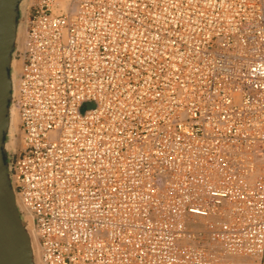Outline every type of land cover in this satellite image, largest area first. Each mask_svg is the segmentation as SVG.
I'll use <instances>...</instances> for the list:
<instances>
[{"label": "built area", "instance_id": "obj_1", "mask_svg": "<svg viewBox=\"0 0 264 264\" xmlns=\"http://www.w3.org/2000/svg\"><path fill=\"white\" fill-rule=\"evenodd\" d=\"M17 58L36 264H264V0H28Z\"/></svg>", "mask_w": 264, "mask_h": 264}, {"label": "water", "instance_id": "obj_2", "mask_svg": "<svg viewBox=\"0 0 264 264\" xmlns=\"http://www.w3.org/2000/svg\"><path fill=\"white\" fill-rule=\"evenodd\" d=\"M28 0H0V264H36L34 233L16 196L12 163L19 147V121L12 129L13 97L19 70Z\"/></svg>", "mask_w": 264, "mask_h": 264}, {"label": "bare ground", "instance_id": "obj_3", "mask_svg": "<svg viewBox=\"0 0 264 264\" xmlns=\"http://www.w3.org/2000/svg\"><path fill=\"white\" fill-rule=\"evenodd\" d=\"M17 117H16V114L14 113V112H12V115H11V125H12V129L13 130H16V127H17ZM32 239H33V241L34 242H36L35 241V236H32Z\"/></svg>", "mask_w": 264, "mask_h": 264}, {"label": "rangeland", "instance_id": "obj_4", "mask_svg": "<svg viewBox=\"0 0 264 264\" xmlns=\"http://www.w3.org/2000/svg\"><path fill=\"white\" fill-rule=\"evenodd\" d=\"M94 106L93 102H86L82 105L81 111L89 110Z\"/></svg>", "mask_w": 264, "mask_h": 264}]
</instances>
